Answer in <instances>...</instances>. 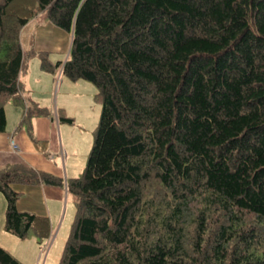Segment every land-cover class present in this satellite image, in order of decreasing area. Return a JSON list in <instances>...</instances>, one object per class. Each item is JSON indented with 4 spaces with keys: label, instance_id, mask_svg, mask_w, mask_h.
Masks as SVG:
<instances>
[{
    "label": "trees",
    "instance_id": "obj_1",
    "mask_svg": "<svg viewBox=\"0 0 264 264\" xmlns=\"http://www.w3.org/2000/svg\"><path fill=\"white\" fill-rule=\"evenodd\" d=\"M38 14L70 32L65 59L23 48ZM35 53L100 102L56 264H264V0H0V131L9 100L32 137L51 114L20 78ZM26 182L63 180L0 165L5 230L40 240L48 217L16 205ZM0 264L25 263L0 245Z\"/></svg>",
    "mask_w": 264,
    "mask_h": 264
},
{
    "label": "crops",
    "instance_id": "obj_2",
    "mask_svg": "<svg viewBox=\"0 0 264 264\" xmlns=\"http://www.w3.org/2000/svg\"><path fill=\"white\" fill-rule=\"evenodd\" d=\"M68 38L71 39L70 32L46 20L42 14L31 18L21 31V43L24 49L32 46L36 52L46 51L52 61L58 60L61 53L64 54L61 59L67 57L70 45ZM56 77L55 73L40 67L37 53L28 60L20 76L25 95L57 112L58 106L60 107L66 101L69 93H81L77 90L81 84L79 79L65 80L62 76L58 79L56 86ZM73 86L77 88L75 91L72 89ZM4 107L6 124L5 129L0 131V165L24 162L63 180L62 184L26 182L14 185L20 193L16 202L17 208L47 216L50 221V237L53 235L54 225L62 219L66 199L70 193L66 187V180L79 175L85 166L86 161L83 162L81 155L86 154L88 138L82 126L63 123L57 119V115L55 118L52 114L50 116L36 115L31 118L32 137L27 127L20 125L22 106L9 100ZM11 138H14L19 145L18 151L13 150ZM0 205V245L3 244L5 248L13 251L19 260L27 264V252L19 245L13 248V245L23 238L4 228L5 199L1 196ZM47 248L46 246V250ZM38 258H41V253Z\"/></svg>",
    "mask_w": 264,
    "mask_h": 264
},
{
    "label": "rangeland",
    "instance_id": "obj_3",
    "mask_svg": "<svg viewBox=\"0 0 264 264\" xmlns=\"http://www.w3.org/2000/svg\"><path fill=\"white\" fill-rule=\"evenodd\" d=\"M68 32V31H67ZM68 43H70V38H68ZM64 54H59V59L63 58ZM56 60V59H54ZM58 85V79L62 76L66 80L67 77L65 75L56 74ZM81 86L77 89L76 86H73V91L80 90V94L69 93L66 101L60 105L63 108L62 112L64 115L73 117L74 126H82V129L85 131V135L88 138V145L86 149V154L83 153L81 156L83 158V162L86 161L89 149L91 147L93 141V130L96 127L99 117L100 111V102L94 97V93L96 91V86L85 79L78 80ZM84 83V85L82 84ZM59 107V106H58ZM49 112L58 117V113L51 110L49 108ZM60 114V113H59ZM62 115V114H61ZM75 115V116H74ZM58 119V118H57ZM65 123L66 121H62ZM68 123V122H66ZM69 123V124H72ZM85 164V163H84ZM0 196L2 199H5L4 194L0 192ZM6 206V201H5ZM5 206L3 208L5 212ZM74 202L72 195L69 193L65 203L64 214L62 215V219L58 221L54 226L53 235L50 237H45L42 239L35 238L34 234L30 232L25 238L19 239L16 244L13 245V248H17L19 245L27 252V264H56L61 257L63 246L65 240L69 234L71 223L74 216ZM0 214H1V205H0ZM51 233V234H52ZM49 240V241H48ZM1 244V243H0ZM2 246H4L2 244ZM46 246L48 247L46 250ZM5 247V246H4ZM7 248V247H6ZM8 249V248H7ZM42 249H45V251ZM9 250V249H8ZM13 255V251L9 250ZM39 253H41V258H38ZM16 256V255H15ZM17 257V256H16ZM18 258V257H17Z\"/></svg>",
    "mask_w": 264,
    "mask_h": 264
},
{
    "label": "built area",
    "instance_id": "obj_4",
    "mask_svg": "<svg viewBox=\"0 0 264 264\" xmlns=\"http://www.w3.org/2000/svg\"><path fill=\"white\" fill-rule=\"evenodd\" d=\"M10 143H11L13 150H15V151L19 150V145L16 143L14 138H11Z\"/></svg>",
    "mask_w": 264,
    "mask_h": 264
}]
</instances>
